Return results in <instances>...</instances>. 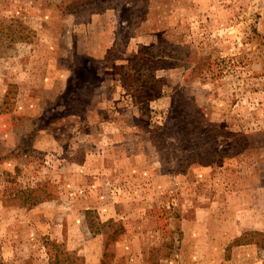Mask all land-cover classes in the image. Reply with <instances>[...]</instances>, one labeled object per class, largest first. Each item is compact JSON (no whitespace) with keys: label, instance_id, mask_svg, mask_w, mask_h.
Here are the masks:
<instances>
[{"label":"rangeland","instance_id":"obj_1","mask_svg":"<svg viewBox=\"0 0 264 264\" xmlns=\"http://www.w3.org/2000/svg\"><path fill=\"white\" fill-rule=\"evenodd\" d=\"M0 264H264V0H0Z\"/></svg>","mask_w":264,"mask_h":264},{"label":"crops","instance_id":"obj_2","mask_svg":"<svg viewBox=\"0 0 264 264\" xmlns=\"http://www.w3.org/2000/svg\"><path fill=\"white\" fill-rule=\"evenodd\" d=\"M95 19H99V18H95ZM101 33L104 37L102 41H101V36H99L100 37L99 39L96 40L93 39V41L91 40V43H89L90 47L87 53L89 55H92L93 57H102L105 54L107 48L109 47L111 41V38L109 37L110 33L106 31H102L100 32V35Z\"/></svg>","mask_w":264,"mask_h":264},{"label":"trees","instance_id":"obj_3","mask_svg":"<svg viewBox=\"0 0 264 264\" xmlns=\"http://www.w3.org/2000/svg\"><path fill=\"white\" fill-rule=\"evenodd\" d=\"M108 237H111V236H110L109 234H107V238H108Z\"/></svg>","mask_w":264,"mask_h":264}]
</instances>
